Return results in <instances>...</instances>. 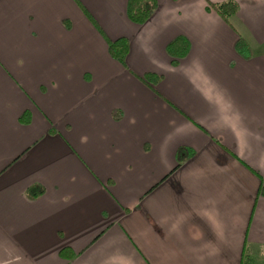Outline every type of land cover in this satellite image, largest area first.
Returning <instances> with one entry per match:
<instances>
[{"label":"crops","instance_id":"crops-1","mask_svg":"<svg viewBox=\"0 0 264 264\" xmlns=\"http://www.w3.org/2000/svg\"><path fill=\"white\" fill-rule=\"evenodd\" d=\"M77 1L128 39L126 67L75 0H0V264H264V0H233L230 26L205 0L140 24L126 0Z\"/></svg>","mask_w":264,"mask_h":264},{"label":"trees","instance_id":"trees-1","mask_svg":"<svg viewBox=\"0 0 264 264\" xmlns=\"http://www.w3.org/2000/svg\"><path fill=\"white\" fill-rule=\"evenodd\" d=\"M76 4L79 6L83 14L87 19L95 26L97 31L103 35L106 42V51L108 55L118 61L121 65L125 66V55L128 51V39L125 36H118L116 38L110 39L102 31L101 27L94 18L86 11L77 0ZM207 10H213L223 21H225L230 26V18L233 17L237 12V4L233 0H223V1H210L205 0ZM156 0H126L125 4V14L129 21L140 24L144 22L153 12L156 7ZM68 26V25H67ZM189 41L182 35L177 34L173 36L165 44V53L169 58L171 65H176L182 57H184L189 51ZM235 50L242 58H249L253 54V50L248 43L238 35L237 40L235 41ZM161 74L154 72H145L141 77V81L148 85L150 88H153L154 85L161 79ZM19 121L22 123H27L29 121V116L27 112H24L20 117ZM49 131L53 132V128H50ZM193 154V149L189 147H179L176 150V160L180 162L181 159L190 156ZM261 188V189H260ZM258 189V193H264V187ZM43 191V188L37 184L30 185L26 189V193L29 197H35ZM58 255L65 260H70L75 256V253L68 246H63L58 251ZM256 255L252 253H247L243 247L239 263L238 264H256ZM262 262V260H260ZM258 263V262H257ZM259 264V263H258ZM263 264V263H262Z\"/></svg>","mask_w":264,"mask_h":264},{"label":"rangeland","instance_id":"rangeland-1","mask_svg":"<svg viewBox=\"0 0 264 264\" xmlns=\"http://www.w3.org/2000/svg\"><path fill=\"white\" fill-rule=\"evenodd\" d=\"M259 257L264 259V249L259 250Z\"/></svg>","mask_w":264,"mask_h":264}]
</instances>
